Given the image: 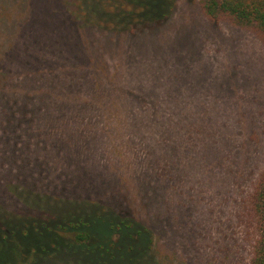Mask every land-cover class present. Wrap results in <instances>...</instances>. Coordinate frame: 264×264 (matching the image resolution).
Listing matches in <instances>:
<instances>
[{
	"label": "trees",
	"instance_id": "trees-1",
	"mask_svg": "<svg viewBox=\"0 0 264 264\" xmlns=\"http://www.w3.org/2000/svg\"><path fill=\"white\" fill-rule=\"evenodd\" d=\"M175 3L0 0V264H179L174 242L170 252L162 249L163 218L171 222L178 204L166 192L173 187L160 177L162 168L147 164L126 177L105 174L88 138L104 126L75 117L91 111L93 98L115 90L111 82L118 84L117 71L94 59L99 42L147 35L170 17ZM197 5L208 21L246 29L264 47V0ZM129 92L119 90L121 96ZM215 120L201 119L195 128L210 135ZM240 123L219 124L229 131L224 145L230 159L238 154ZM92 127L93 135H86ZM89 164L98 170L93 165L88 172ZM241 193L239 218L249 237L245 264H264V163ZM184 200L182 219L193 230L199 222L192 223V214L201 208Z\"/></svg>",
	"mask_w": 264,
	"mask_h": 264
},
{
	"label": "rangeland",
	"instance_id": "rangeland-1",
	"mask_svg": "<svg viewBox=\"0 0 264 264\" xmlns=\"http://www.w3.org/2000/svg\"><path fill=\"white\" fill-rule=\"evenodd\" d=\"M122 36L107 46L99 42L101 55L94 58L117 71L115 90L93 98L85 116H75L104 126L88 137L96 144V164L107 175L124 177L147 170V164L162 168L160 177L173 187L166 192L178 202L172 221L163 218L162 249L170 252L174 242L179 264H245L249 237L239 202L264 163L263 45L246 29L208 21L197 0H176L170 17L147 35ZM121 89L133 93L121 96ZM210 117L216 119L210 135L195 128ZM236 118L242 120L235 139L239 149L230 159L224 145L229 131L219 124ZM93 133L92 127L86 135ZM93 165L98 170L89 164L88 172ZM85 178L93 183L90 174ZM185 196L201 208L192 214V223L199 222L193 230L182 219Z\"/></svg>",
	"mask_w": 264,
	"mask_h": 264
}]
</instances>
